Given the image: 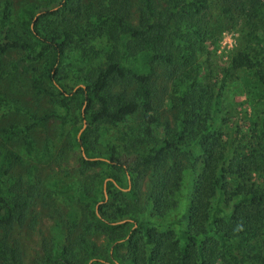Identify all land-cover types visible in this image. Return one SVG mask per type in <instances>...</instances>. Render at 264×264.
<instances>
[{
	"label": "trees",
	"instance_id": "1",
	"mask_svg": "<svg viewBox=\"0 0 264 264\" xmlns=\"http://www.w3.org/2000/svg\"><path fill=\"white\" fill-rule=\"evenodd\" d=\"M250 1L249 8H256ZM57 5L52 12L53 5L38 8L42 12L33 28L34 10H25L21 26L37 41L32 50L20 35L9 36L6 4L0 51L47 53V78L58 81L60 65L74 59L68 52L76 50L81 65H73L85 84L78 91L84 94L89 120L73 144L83 146L88 158L109 160L80 156L78 164L87 169L104 163L103 172L118 184L125 173L137 184L146 176L147 184L143 192L114 187L100 216L93 210L98 197L92 188L77 181L62 184L58 191L67 209L59 226L66 233L45 252L43 263L244 262L252 241L264 235V148L234 149L225 158V135L215 127L220 90L203 75L199 60L211 36L207 0H60ZM241 11L252 14L244 6ZM255 64L264 87V64L253 63L246 50L231 54L223 73L251 70ZM133 121L137 127L124 133L120 147L94 151L90 137L98 124L129 127ZM29 150L28 141L22 153L0 147V264H23L13 233L27 220L40 180L35 166L22 174L13 168ZM196 169L184 227L177 233L161 228L159 220L177 206L185 172ZM214 202L220 204L219 215L212 216ZM123 219L136 226L130 231L132 223L113 224ZM96 234L104 237L103 244L96 243Z\"/></svg>",
	"mask_w": 264,
	"mask_h": 264
},
{
	"label": "rangeland",
	"instance_id": "2",
	"mask_svg": "<svg viewBox=\"0 0 264 264\" xmlns=\"http://www.w3.org/2000/svg\"><path fill=\"white\" fill-rule=\"evenodd\" d=\"M59 1L0 0V16L8 4L11 21L9 36L11 33L13 36V32L20 35L32 50L35 49L36 39L21 26V19L27 17L25 10H34L30 22L33 28V22L42 12L38 8L53 5L49 9L52 12L58 9ZM252 1L256 8H249L250 0H207L206 28L211 36L199 60L203 75L220 90V113L215 127L225 135L226 159L234 149L264 148V87L255 76L258 65L255 64L251 70L223 73L228 57L239 50H246L253 63L264 64V0ZM242 6L250 9L252 14L241 11ZM68 55L75 61H64L59 67L58 81H50L46 71L47 53L36 57L34 53L27 54L19 48L0 51V147L22 153L28 141L29 154L13 171L22 174L27 168L35 166L36 178L40 180L39 193L30 206L27 220L13 233L23 264H44L45 252L65 236V228L59 226L65 220L67 209L58 191L62 184L77 181L92 188L98 197L93 206L98 216L106 208L103 202L107 201L114 187L122 192L136 187L143 192L147 184L146 176L137 184L135 177L128 173L121 176V183L118 184L103 172L104 163L87 169L78 164L80 156L89 160H109L102 156L88 158L83 146L79 144L75 147L73 144L74 139L80 141L79 136L86 128L89 115L85 112L86 101L82 100L84 94L78 91L79 88L85 89V84L78 80V65H73L74 62L81 65L77 51L71 50ZM136 124L135 121L130 122L129 127L98 124L97 134L90 137L94 151H104L110 144L120 147L126 137L124 133L130 132L131 127L136 128ZM106 169L110 167L106 166ZM199 171L185 172L177 206L167 217L159 220L161 228L177 233L184 227L192 201L193 182ZM93 173L98 174L91 179ZM219 205L218 202L212 204V216L219 215ZM124 222L133 224L130 231L136 226L130 219L113 224ZM94 238L97 244L104 243L102 235L96 234ZM252 242V251L241 264H264V235ZM92 261L90 259L86 264H92ZM115 264L118 263L115 261Z\"/></svg>",
	"mask_w": 264,
	"mask_h": 264
}]
</instances>
